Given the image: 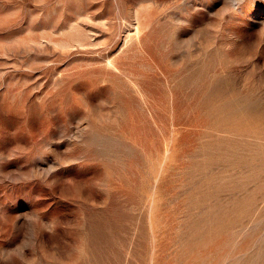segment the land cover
Instances as JSON below:
<instances>
[{
	"label": "rangeland",
	"instance_id": "rangeland-1",
	"mask_svg": "<svg viewBox=\"0 0 264 264\" xmlns=\"http://www.w3.org/2000/svg\"><path fill=\"white\" fill-rule=\"evenodd\" d=\"M0 264H264V0H0Z\"/></svg>",
	"mask_w": 264,
	"mask_h": 264
}]
</instances>
